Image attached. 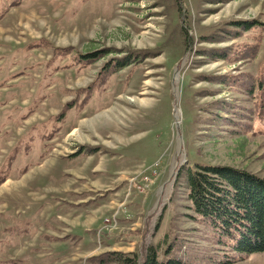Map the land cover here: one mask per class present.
Masks as SVG:
<instances>
[{
	"label": "rangeland",
	"instance_id": "rangeland-1",
	"mask_svg": "<svg viewBox=\"0 0 264 264\" xmlns=\"http://www.w3.org/2000/svg\"><path fill=\"white\" fill-rule=\"evenodd\" d=\"M198 165L264 178V0H0V264H264L191 209Z\"/></svg>",
	"mask_w": 264,
	"mask_h": 264
},
{
	"label": "trees",
	"instance_id": "trees-1",
	"mask_svg": "<svg viewBox=\"0 0 264 264\" xmlns=\"http://www.w3.org/2000/svg\"><path fill=\"white\" fill-rule=\"evenodd\" d=\"M95 59V55L87 57ZM186 174L188 199L196 215L211 220L224 235L234 238L238 251L264 253V178L245 170L212 165H198ZM158 258L152 250L140 264H183ZM88 262L137 264L135 254L123 252H109Z\"/></svg>",
	"mask_w": 264,
	"mask_h": 264
},
{
	"label": "built area",
	"instance_id": "built-area-1",
	"mask_svg": "<svg viewBox=\"0 0 264 264\" xmlns=\"http://www.w3.org/2000/svg\"><path fill=\"white\" fill-rule=\"evenodd\" d=\"M162 162H159L158 165L152 166L151 168L147 169L145 172L141 171L136 177H133L130 182H134V189L144 192L147 187L151 184L150 176L148 172L152 170L154 174L157 173L156 169L162 168Z\"/></svg>",
	"mask_w": 264,
	"mask_h": 264
},
{
	"label": "bare ground",
	"instance_id": "bare-ground-1",
	"mask_svg": "<svg viewBox=\"0 0 264 264\" xmlns=\"http://www.w3.org/2000/svg\"><path fill=\"white\" fill-rule=\"evenodd\" d=\"M178 87H179V86H178ZM177 94L180 95V90H178V88H177Z\"/></svg>",
	"mask_w": 264,
	"mask_h": 264
},
{
	"label": "crops",
	"instance_id": "crops-1",
	"mask_svg": "<svg viewBox=\"0 0 264 264\" xmlns=\"http://www.w3.org/2000/svg\"><path fill=\"white\" fill-rule=\"evenodd\" d=\"M122 210H123V209L120 210V214H123V211H122ZM45 255H46V254H45ZM49 255H50V253H49Z\"/></svg>",
	"mask_w": 264,
	"mask_h": 264
},
{
	"label": "water",
	"instance_id": "water-1",
	"mask_svg": "<svg viewBox=\"0 0 264 264\" xmlns=\"http://www.w3.org/2000/svg\"><path fill=\"white\" fill-rule=\"evenodd\" d=\"M179 74V71L177 72V74L176 75H178ZM175 111L177 112V109H175Z\"/></svg>",
	"mask_w": 264,
	"mask_h": 264
}]
</instances>
